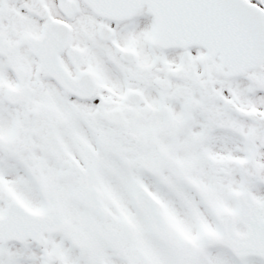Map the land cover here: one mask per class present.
I'll return each instance as SVG.
<instances>
[{
	"label": "snow or ice",
	"instance_id": "1",
	"mask_svg": "<svg viewBox=\"0 0 264 264\" xmlns=\"http://www.w3.org/2000/svg\"><path fill=\"white\" fill-rule=\"evenodd\" d=\"M0 264H264V0H0Z\"/></svg>",
	"mask_w": 264,
	"mask_h": 264
}]
</instances>
